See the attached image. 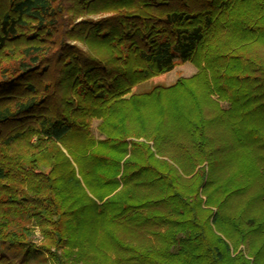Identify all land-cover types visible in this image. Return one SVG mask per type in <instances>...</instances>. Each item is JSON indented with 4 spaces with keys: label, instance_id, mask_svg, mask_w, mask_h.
<instances>
[{
    "label": "trees",
    "instance_id": "obj_1",
    "mask_svg": "<svg viewBox=\"0 0 264 264\" xmlns=\"http://www.w3.org/2000/svg\"><path fill=\"white\" fill-rule=\"evenodd\" d=\"M257 45L264 0H0V242L36 228L55 264H250L229 243L264 264ZM176 62L199 71L132 93Z\"/></svg>",
    "mask_w": 264,
    "mask_h": 264
},
{
    "label": "rangeland",
    "instance_id": "obj_2",
    "mask_svg": "<svg viewBox=\"0 0 264 264\" xmlns=\"http://www.w3.org/2000/svg\"><path fill=\"white\" fill-rule=\"evenodd\" d=\"M98 16H87V18H98ZM84 17L81 16H73L71 13L66 14L65 19H70L69 21L78 22L82 20ZM86 18V17H85ZM70 44H74L84 51H86L87 47L79 42V41H67ZM257 54L260 56L261 60L264 59V46L257 45ZM8 60L3 61L2 64H5ZM201 68L204 67L203 64L200 66ZM199 68L193 64L192 62H176L174 68L165 74L153 77L147 81L139 83L135 85L132 89V93L134 94H145L149 92L155 86H162V87H170L177 83L178 80H189L192 79L197 75ZM210 98L217 102L222 109H226L228 104L226 101H219L217 95H212ZM205 118L210 117V111L207 108L204 109ZM100 120L92 119L90 123L91 133L95 138H100L101 136L98 134L96 127L99 124ZM223 130V128H220ZM203 198V197H202ZM31 245L32 246H25V247H16L10 245L8 243L0 242V255L5 256L8 258L13 264H55L54 260L50 256V252L54 251L50 249V251H42L39 247L43 244V239L40 236L38 230L35 228L33 236L31 237ZM229 248V255L234 257L238 252H241L243 257L252 262V259L248 257L247 250L243 246H239L238 249L234 252L232 246L228 243ZM57 254H63L62 250H57ZM72 257L63 258L65 264H81L80 262H74ZM75 259V258H74Z\"/></svg>",
    "mask_w": 264,
    "mask_h": 264
}]
</instances>
